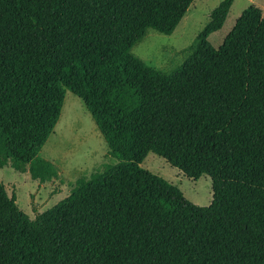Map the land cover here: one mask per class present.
Here are the masks:
<instances>
[{"label":"trees","instance_id":"16d2710c","mask_svg":"<svg viewBox=\"0 0 264 264\" xmlns=\"http://www.w3.org/2000/svg\"><path fill=\"white\" fill-rule=\"evenodd\" d=\"M194 0H0V162L35 161L66 91L118 162L76 181L31 220L0 182V264H264V17L250 5L218 49L233 0L210 14L169 73L132 53L170 36ZM155 154L197 180L199 207L143 169Z\"/></svg>","mask_w":264,"mask_h":264},{"label":"rangeland","instance_id":"374dc122","mask_svg":"<svg viewBox=\"0 0 264 264\" xmlns=\"http://www.w3.org/2000/svg\"><path fill=\"white\" fill-rule=\"evenodd\" d=\"M222 1L194 0L170 36L148 30L132 48L133 55L158 71L171 72L188 57L196 36ZM248 6L246 0L232 1L221 30L207 39L214 49L221 46ZM38 156L56 172L55 178L42 184L35 161L16 164L10 158H3L0 162V182L7 194L15 198L18 209L31 220L65 199L78 179L88 178L106 165L118 162L108 155L107 146L81 100L69 91L65 93L59 119ZM141 167L177 186L191 204L210 206L212 183L207 175L191 180L152 153L146 156Z\"/></svg>","mask_w":264,"mask_h":264},{"label":"crops","instance_id":"0c3cea01","mask_svg":"<svg viewBox=\"0 0 264 264\" xmlns=\"http://www.w3.org/2000/svg\"><path fill=\"white\" fill-rule=\"evenodd\" d=\"M250 5H253L259 8L262 12V16L264 17V0H246Z\"/></svg>","mask_w":264,"mask_h":264}]
</instances>
